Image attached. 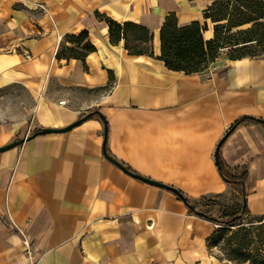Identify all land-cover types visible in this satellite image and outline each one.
Returning a JSON list of instances; mask_svg holds the SVG:
<instances>
[{
    "label": "crops",
    "instance_id": "crops-1",
    "mask_svg": "<svg viewBox=\"0 0 264 264\" xmlns=\"http://www.w3.org/2000/svg\"><path fill=\"white\" fill-rule=\"evenodd\" d=\"M213 1L0 0V147L91 114L0 153V264H220L207 242L216 225L104 158L98 116L107 153L134 174L192 204L228 203L214 153L238 119L264 121V55L220 57L190 75L159 59L170 14L213 37L203 17ZM105 18L147 29L151 55L111 42ZM84 31L93 52L57 57ZM218 157L247 172L248 215L264 218V127L233 129Z\"/></svg>",
    "mask_w": 264,
    "mask_h": 264
},
{
    "label": "trees",
    "instance_id": "trees-1",
    "mask_svg": "<svg viewBox=\"0 0 264 264\" xmlns=\"http://www.w3.org/2000/svg\"><path fill=\"white\" fill-rule=\"evenodd\" d=\"M217 3L218 0H214L212 5L207 8L203 14L204 19L209 21L212 25L213 37L207 41L203 38V32L207 30L206 23L201 25L199 22H193L187 26L180 27L178 26L176 18L173 14L166 16L159 32L161 48V55L159 59L163 61L168 70L190 75L201 72L210 63L215 61L220 49L218 43V29L223 26V24H219L220 22L226 21L227 24H232L231 28H237V33L241 34H254V31H256L257 28L264 29V0H233V3L230 4L233 8L232 15L230 16L229 14L227 18L223 17L221 20H216L211 14L212 8L216 6ZM105 20L108 25L109 39L111 42L116 43L123 40L124 48L130 55H151V34L147 29L131 23H124L120 25L108 18H105ZM261 36L264 37V32L261 33ZM86 38L87 32L85 31L76 36H67L66 41L73 46H62L57 53V57L66 59L78 58L83 60L88 53L94 51V47L89 42H85ZM130 38L136 43H140V45H145V47L143 48L140 45L138 46V44H130ZM251 41L252 39H248L245 43H250ZM256 57L260 56H241L230 60ZM246 125H261L264 127V123L262 124L260 120L244 117L238 119L226 134L230 133L237 127ZM35 131L36 130L33 132L35 133ZM216 165L219 175L232 190L230 199L233 197L236 201L240 202V210L235 212L227 220H220L208 216L203 212H197L200 213L199 216L201 218L213 223L217 226V228L218 226L234 228L240 225L242 218L249 216L245 205V183L247 180V172L240 171L239 169H230L219 157ZM213 201L207 202L213 203ZM185 202L188 205L193 206V210L189 209V212L195 213L198 204H192L187 200H185ZM222 205L223 204L221 203L220 208ZM216 231L217 229L213 232V234H215ZM213 234L211 236H213ZM209 238L207 242H209Z\"/></svg>",
    "mask_w": 264,
    "mask_h": 264
},
{
    "label": "rangeland",
    "instance_id": "rangeland-1",
    "mask_svg": "<svg viewBox=\"0 0 264 264\" xmlns=\"http://www.w3.org/2000/svg\"><path fill=\"white\" fill-rule=\"evenodd\" d=\"M231 3L233 0H218L217 5L212 8L211 14L216 20L227 18L229 14L231 16L233 13ZM219 24H223V26L218 29L220 49L217 58L228 60L241 56L254 57L264 54V37L261 36V33L264 32L263 28H257L254 34H241L237 33V28H231L232 24H227L226 21ZM248 39H252V41L245 43ZM133 41L130 38V44L140 45ZM140 46L145 47L142 44ZM22 99L25 102L26 96H23ZM24 132L25 129L20 132V136H23ZM12 141L14 139L9 140L7 144ZM207 201H213V203ZM221 203L223 204L222 209L220 208ZM197 204L202 206L203 211L210 210V213H207L208 216L220 220H227L240 210V202L233 197L228 203L211 199L199 201ZM205 204L208 206L207 209L203 207ZM208 250L220 264H264V218L245 216L237 227L218 226L215 234L209 238Z\"/></svg>",
    "mask_w": 264,
    "mask_h": 264
},
{
    "label": "water",
    "instance_id": "water-1",
    "mask_svg": "<svg viewBox=\"0 0 264 264\" xmlns=\"http://www.w3.org/2000/svg\"><path fill=\"white\" fill-rule=\"evenodd\" d=\"M91 116V114H87L85 115L84 117L78 119L77 121H75L74 123L70 124L69 126L65 127V128H61V129H41V130H38L37 132H35L34 134H32L31 136H28V137H25V138H21V139H17V140H14L2 147H0V153H3L5 151H8L10 149H13L15 147H18V146H21L22 144H24L26 141H29L30 139L36 137V136H39V135H43V134H50V133H65L69 130H71L72 128L74 127H77L79 126L81 123H83L87 118H89ZM99 118L100 120L102 121L103 123V144H102V153H103V156L104 158L110 162L111 164H113L114 166H116L118 169H120L122 172H124L125 174L143 182V183H146V184H149V185H152V186H156V187H159V188H162V189H165V190H168L170 192H172L173 194H175L179 199H181L185 204L186 206L188 207V209L190 210H193V206L191 205H188L185 200H184V197L182 196L181 193H179L177 190H175L174 188H171V187H168V186H164L162 184H159L157 182H154L152 180H149L147 178H144L142 176H139L137 174H134L133 172L129 171L125 166H123L120 162H118L117 160H115L114 158H112L111 156L108 155L107 151H106V148H105V144H106V138H107V127H106V122H105V119L99 115ZM260 122L263 124L264 121L260 120ZM229 135L226 134L221 140L220 142L218 143L217 147H216V150H215V153H214V158H215V162L217 164L218 162V153H219V148L221 146V144L225 141V139L227 138V136ZM197 215H200V213L198 212H195Z\"/></svg>",
    "mask_w": 264,
    "mask_h": 264
},
{
    "label": "built area",
    "instance_id": "built-area-1",
    "mask_svg": "<svg viewBox=\"0 0 264 264\" xmlns=\"http://www.w3.org/2000/svg\"><path fill=\"white\" fill-rule=\"evenodd\" d=\"M23 245H24V247H25V252L27 253V255L29 256V258H30V243L28 242V241H26V240H23ZM29 264H37V262H35V261H30L29 262Z\"/></svg>",
    "mask_w": 264,
    "mask_h": 264
}]
</instances>
